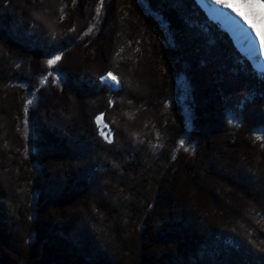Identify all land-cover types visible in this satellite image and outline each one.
I'll return each instance as SVG.
<instances>
[{"label":"trees","instance_id":"1","mask_svg":"<svg viewBox=\"0 0 264 264\" xmlns=\"http://www.w3.org/2000/svg\"><path fill=\"white\" fill-rule=\"evenodd\" d=\"M98 6L0 0V264H264V71L197 0Z\"/></svg>","mask_w":264,"mask_h":264},{"label":"rangeland","instance_id":"2","mask_svg":"<svg viewBox=\"0 0 264 264\" xmlns=\"http://www.w3.org/2000/svg\"><path fill=\"white\" fill-rule=\"evenodd\" d=\"M31 1H35V0H31ZM197 1H198V4L200 5V7L206 12V15H207L208 19H210L211 21H213L215 23L222 24V25L225 26V28H227V30L229 32V35L232 38L235 46L239 50H241L242 53L243 52L245 53L246 58L252 63V65L254 67H256L259 71L260 70L264 71V53H261L259 51V47L258 46H257V52H256V50L251 46V42H250V40L248 39V36H247V33H252V27L264 32V0H229L231 8L224 9L223 11L231 13V16L234 17V18H232L230 16H227L224 12L215 13V9L212 8L210 5H208L206 3V0H197ZM26 3H28V2H26ZM233 9L235 11H232ZM30 12H31V10H30ZM237 13H239V15H237ZM214 19H216V20L218 19L221 22L220 21H216ZM250 25L252 27H249ZM234 29L240 35L239 38H238L237 34L235 33ZM114 33L115 32L113 31L110 34L114 37L115 36ZM110 34L108 33V35H110ZM253 35H254V33H253ZM241 42L242 43L245 42L247 46L243 45ZM105 54H106L105 55V59L106 60H109V59L112 58L109 51L108 52L105 51ZM106 60H104V61H106ZM115 68H117V67H115ZM134 73L139 77V75H138V73L136 71ZM57 75L58 74H56V73H51L43 81V85H47L49 82H54L56 84H60L61 83V78L59 76H57ZM137 80L139 82L138 83L139 85H137V87L134 86L132 88V92H134V93H136V91H138V90H142L141 88L143 87L142 86L144 84L143 82H146L147 84L149 82V81H143V79L140 78V77ZM111 83H115V82H111ZM149 88H151V86ZM146 92L147 93L149 92L150 95L154 94V91H152V88L151 89H147ZM31 102L33 104L35 102V99H32ZM185 115L187 116L186 113H185ZM100 123H101L103 128L106 127L103 120H101ZM25 132H26L27 138L30 139L31 138L30 137L31 130H30V124H29L28 121L25 123ZM185 143H187L186 138H185L183 144H185ZM181 149L184 150V147L181 146ZM185 149L187 150L189 148H185ZM228 205L230 206V208L227 209V211L224 210L223 205H219V207H218L220 212L221 211H223V212L225 211L226 214H227L225 216V218L222 219V221L219 222V224H225L226 223L227 225H232L233 223H235V224L238 225V224L242 223L243 219H241V218L239 219V214L236 213V211L239 210V208H241L242 205H237V204H235V202H231V201H230V203H228ZM246 207H247V205H246ZM249 220H250V218H249ZM217 223H218L217 221L214 222V223L211 221L207 225L215 226V224H217ZM206 229H207V227H206Z\"/></svg>","mask_w":264,"mask_h":264},{"label":"snow or ice","instance_id":"3","mask_svg":"<svg viewBox=\"0 0 264 264\" xmlns=\"http://www.w3.org/2000/svg\"><path fill=\"white\" fill-rule=\"evenodd\" d=\"M73 3H75V0H73ZM206 3L210 5L212 8H214L216 11L224 12L227 16L232 17L231 13L223 11L224 9L231 8L229 0H206ZM101 7H103V0H99V6L96 9L97 13L100 12ZM232 11H235V10L233 9ZM237 15H239V13H237ZM249 27H252V26L250 25ZM89 30L91 31V29ZM252 33H254V35ZM252 33H247L248 39L251 42V46L256 50V52H257V46H258L259 51L261 53H264V32L252 27ZM62 56H63L62 52L54 53L52 54L51 59L47 61V63L49 65H54L62 59ZM99 79L103 81L105 84H107L110 90L119 83V81L117 80V77L113 75L111 71L107 72L106 75L100 76ZM111 82H115V83H111ZM28 103H31V101H28ZM111 103L112 102L109 101V105H111ZM96 120H97V123L99 124L102 120V114L100 116H97ZM100 135L103 136L104 139L109 144L113 143V141L109 139L108 135H106L103 131H101ZM180 143L183 144L184 141H181Z\"/></svg>","mask_w":264,"mask_h":264},{"label":"crops","instance_id":"4","mask_svg":"<svg viewBox=\"0 0 264 264\" xmlns=\"http://www.w3.org/2000/svg\"><path fill=\"white\" fill-rule=\"evenodd\" d=\"M215 13H220V12H218V11L215 10ZM215 17H216V16H215ZM215 20H216V19H215ZM216 21H220V20L217 19ZM220 22H221V21H220ZM223 26H224V25H223ZM224 27H225V26H224ZM226 27H227V26H226ZM226 29H227V28H226ZM252 34H253V33H252ZM235 39H236V38H235ZM241 43H242V42H241ZM242 44L245 45V46H247L245 42L242 43Z\"/></svg>","mask_w":264,"mask_h":264},{"label":"bare ground","instance_id":"5","mask_svg":"<svg viewBox=\"0 0 264 264\" xmlns=\"http://www.w3.org/2000/svg\"><path fill=\"white\" fill-rule=\"evenodd\" d=\"M234 31H235V33L237 34V36H238V38H239V34H238V32L234 29ZM260 63V62H259ZM263 64V63H262ZM261 65V64H260Z\"/></svg>","mask_w":264,"mask_h":264}]
</instances>
